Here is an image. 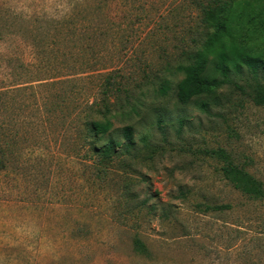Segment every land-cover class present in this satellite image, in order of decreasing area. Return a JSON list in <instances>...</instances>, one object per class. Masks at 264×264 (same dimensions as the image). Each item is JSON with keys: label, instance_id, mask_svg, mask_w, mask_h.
<instances>
[{"label": "rangeland", "instance_id": "1", "mask_svg": "<svg viewBox=\"0 0 264 264\" xmlns=\"http://www.w3.org/2000/svg\"><path fill=\"white\" fill-rule=\"evenodd\" d=\"M237 30L264 50V27ZM209 32L193 0H0V264H264V197L210 155L264 188V106L231 87L208 114L175 97ZM108 77L135 146L102 162L84 122Z\"/></svg>", "mask_w": 264, "mask_h": 264}, {"label": "trees", "instance_id": "2", "mask_svg": "<svg viewBox=\"0 0 264 264\" xmlns=\"http://www.w3.org/2000/svg\"><path fill=\"white\" fill-rule=\"evenodd\" d=\"M193 3L199 8L202 23L210 32L201 48L192 55V62L177 67L183 75L176 86L177 103L181 106L193 105L208 114L211 106L221 105L218 90L231 87L244 94L254 105L264 106V84L259 77V72L264 70V50L243 43L237 30L245 21L264 27V0H208L207 3L206 0H193ZM112 80L113 77L106 79V102L102 110H97L101 119L84 122L86 139L106 140L102 147L93 148V153L102 162L110 161L121 153L131 154L135 146L133 127L127 125L114 129L112 115H109L108 102L119 91V86L113 88ZM166 91V87L160 89L161 94H166ZM132 111L135 112L134 109ZM210 155L221 163L222 175L236 190L251 199L264 197L263 184L235 164L225 150L211 151ZM133 244L137 253L146 254L139 238H135Z\"/></svg>", "mask_w": 264, "mask_h": 264}]
</instances>
